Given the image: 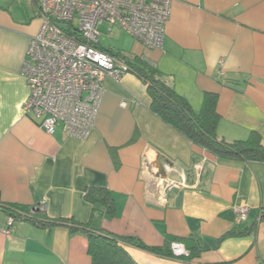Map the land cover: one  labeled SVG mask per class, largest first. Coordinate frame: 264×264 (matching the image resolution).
Returning <instances> with one entry per match:
<instances>
[{
    "label": "crops",
    "instance_id": "1",
    "mask_svg": "<svg viewBox=\"0 0 264 264\" xmlns=\"http://www.w3.org/2000/svg\"><path fill=\"white\" fill-rule=\"evenodd\" d=\"M41 22L35 0H0V202L61 223L18 219L10 235L0 232V264H93L73 222L148 245L198 247L190 263L120 243L137 264H264V162L219 159L196 145L153 110L136 74L105 79L86 139L61 125L48 134L25 113L22 65ZM99 45L154 62L196 110L217 94L219 134L233 141L257 132L264 143V0H172L163 48L133 37L124 49ZM90 191L109 195L113 212ZM241 206L250 207L243 221ZM7 217L0 208V230ZM255 223V234H231Z\"/></svg>",
    "mask_w": 264,
    "mask_h": 264
},
{
    "label": "built area",
    "instance_id": "2",
    "mask_svg": "<svg viewBox=\"0 0 264 264\" xmlns=\"http://www.w3.org/2000/svg\"><path fill=\"white\" fill-rule=\"evenodd\" d=\"M35 1L42 22L22 65L30 87L24 111L39 118L48 134L61 125L66 136L86 139L96 125L105 79H120L129 70L124 60L98 47L101 27L107 26L108 35L119 29L147 48H163L172 0ZM249 210L238 207L241 221ZM16 221L8 214L7 226L0 232L10 235ZM172 249L178 256L189 255L180 242H174Z\"/></svg>",
    "mask_w": 264,
    "mask_h": 264
},
{
    "label": "trees",
    "instance_id": "3",
    "mask_svg": "<svg viewBox=\"0 0 264 264\" xmlns=\"http://www.w3.org/2000/svg\"><path fill=\"white\" fill-rule=\"evenodd\" d=\"M98 47L102 48L100 45ZM108 52L124 60L129 65L130 72L142 78L148 85V92L152 97L153 110L167 123L190 138L196 145L204 148L219 159L264 162V143L259 133L252 132L246 139H236L233 141H228L219 134L218 125L221 116L217 110V94L206 93L202 107L196 110L184 95L180 94L173 86L166 82L156 64L153 65L143 57L131 56L122 51L114 52L110 50ZM88 194L93 202L104 204L107 213L113 212L114 203L109 195L101 194L96 197L92 191ZM0 203L2 205L1 208L5 207L7 213L13 214L17 220L28 219L40 226L46 227L61 223L59 220H39L32 215L33 211L29 212L23 207L6 206L2 202ZM262 219H264V214L261 216ZM62 221L66 222V220ZM70 225L72 230L82 231L88 237L89 253L93 259V264H137L120 243L134 245L156 255L181 259L190 263L199 256L197 246L189 248V255L178 256L174 253L172 245H148L140 238L97 231L94 228L78 225L75 222L70 223ZM257 226L258 223H255L245 232L231 234H255Z\"/></svg>",
    "mask_w": 264,
    "mask_h": 264
},
{
    "label": "rangeland",
    "instance_id": "4",
    "mask_svg": "<svg viewBox=\"0 0 264 264\" xmlns=\"http://www.w3.org/2000/svg\"><path fill=\"white\" fill-rule=\"evenodd\" d=\"M77 23L78 21L75 20V24ZM106 28V25L101 27L103 34L100 37V44L103 47H113L114 49L127 48L128 39H130L131 36H127L123 31H120L119 29H114L113 35H108L106 34Z\"/></svg>",
    "mask_w": 264,
    "mask_h": 264
},
{
    "label": "bare ground",
    "instance_id": "5",
    "mask_svg": "<svg viewBox=\"0 0 264 264\" xmlns=\"http://www.w3.org/2000/svg\"><path fill=\"white\" fill-rule=\"evenodd\" d=\"M128 35H129V34H128ZM110 54H111V53H110ZM116 57H117V56H116ZM118 58H119V57H118ZM128 66H129V65H128ZM127 72H130V68H129V70H128ZM127 72H126V73H127ZM122 104H123V105H126L127 103H126V102H122Z\"/></svg>",
    "mask_w": 264,
    "mask_h": 264
}]
</instances>
